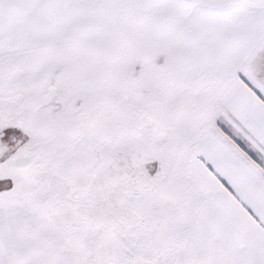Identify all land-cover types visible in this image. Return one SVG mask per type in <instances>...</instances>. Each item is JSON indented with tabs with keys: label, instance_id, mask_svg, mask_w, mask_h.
I'll return each mask as SVG.
<instances>
[{
	"label": "snow or ice",
	"instance_id": "snow-or-ice-1",
	"mask_svg": "<svg viewBox=\"0 0 264 264\" xmlns=\"http://www.w3.org/2000/svg\"><path fill=\"white\" fill-rule=\"evenodd\" d=\"M0 264H264V0H0Z\"/></svg>",
	"mask_w": 264,
	"mask_h": 264
}]
</instances>
